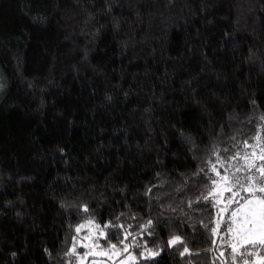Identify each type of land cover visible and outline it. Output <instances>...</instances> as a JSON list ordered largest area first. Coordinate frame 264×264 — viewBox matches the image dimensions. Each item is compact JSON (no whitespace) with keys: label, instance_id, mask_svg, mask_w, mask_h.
<instances>
[{"label":"trees","instance_id":"1","mask_svg":"<svg viewBox=\"0 0 264 264\" xmlns=\"http://www.w3.org/2000/svg\"><path fill=\"white\" fill-rule=\"evenodd\" d=\"M0 71V264H70L89 221L225 264L197 198L264 125V0H0Z\"/></svg>","mask_w":264,"mask_h":264},{"label":"snow or ice","instance_id":"2","mask_svg":"<svg viewBox=\"0 0 264 264\" xmlns=\"http://www.w3.org/2000/svg\"><path fill=\"white\" fill-rule=\"evenodd\" d=\"M261 119L264 120V117H261ZM254 139L259 141L260 137L257 136ZM244 143L246 147H252L247 141ZM225 151H227V149ZM213 154L216 155L217 162L220 164V169H223L224 175H221L220 169H217L215 164H212L211 171L219 177L220 181L224 182L225 186L222 191H217L215 186L219 181L210 178L211 190L207 195L198 197L197 199L207 201L215 199L217 195L223 196L224 192L230 193V195L226 197L227 204L225 205V209L232 208V211L228 217V222L225 224V235H219V224L210 229L211 234L218 237L223 243H227L234 254H239L241 257L257 256L258 261L255 262V264H264V255H261L259 252L249 251L250 248L264 249V148H261L260 155H257L256 152L253 151L250 154L253 159H250L249 154L247 153L243 156H241L240 153H236L235 156L229 158L230 160L241 159L244 161V164L241 167L235 169L236 173H247L243 178L235 175V173H229L228 168H225L224 166L225 162L221 160L220 154L218 152H214ZM229 167H233V165L229 164ZM200 171L203 172L204 169H201ZM206 187L210 186L206 185ZM241 192L247 193V195L242 196ZM84 211H88L87 205L84 206ZM89 223H93V221H89ZM152 224L153 222L149 220L143 225L145 231H147ZM83 227L84 225L77 226L76 232L79 233ZM96 227L100 228V225H96ZM115 227H123V225H114L111 221L103 225L104 229ZM204 227L208 228L209 225H204ZM131 235L132 233L125 232L123 238L119 239L117 243H111V241L108 240L107 234L101 230L99 235L94 239L98 240L103 237L108 241V250L102 253V255L108 256L109 252H115L120 255L128 253L127 259L135 261L138 257L131 255L129 252L130 245L125 243ZM225 236L230 237V240H226ZM73 239H75V237ZM231 241H235V243H232ZM212 243L215 244L216 241L213 240ZM182 244H184V241L179 235H173L168 240L169 246H178ZM118 245L122 247H118ZM96 246L99 247L98 244ZM132 246L136 248L142 247L139 243ZM80 247L89 248V251L81 254L77 251L76 245L73 244L66 255L78 258L81 264H83V261L87 259L89 255L96 254L87 244H81ZM211 250L212 249H208V251ZM159 254V251L145 248V251L140 253L139 259H154ZM185 254H190V250L186 245H184L183 251L180 252L181 256H184ZM221 255H223V253H221ZM233 259H235V255L233 256ZM243 264H249V260L244 259Z\"/></svg>","mask_w":264,"mask_h":264},{"label":"rangeland","instance_id":"3","mask_svg":"<svg viewBox=\"0 0 264 264\" xmlns=\"http://www.w3.org/2000/svg\"><path fill=\"white\" fill-rule=\"evenodd\" d=\"M3 75L0 71V91L3 88ZM259 136L260 139L257 141L254 139L255 137ZM248 144L252 145V147H246L241 154L243 156L245 153L249 154V158L253 159L251 157V153L253 151L256 152L257 155L261 154V148H264V125L260 128L257 135L255 136ZM259 163V162H258ZM229 164L233 165V167H229ZM229 164L226 166L228 168L229 173H235V175L240 176L243 178L247 173L240 172L236 173L235 169L241 167L244 164V161L241 159L231 160L229 161ZM218 186L217 191H222L224 188V182L220 181L218 177ZM230 193L224 192L223 196L217 195L215 197V201L217 203V212L221 215L219 218V225L221 232L219 231L221 236L225 235V224L228 222V217L230 216V213L232 211V208L225 209V205L227 204L226 197H228ZM242 196H246L247 193L241 192ZM234 207V206H233ZM84 227L79 232V235L76 240V247L77 251L81 254L84 252L89 251V248H82L80 247L81 244H87L90 246L91 250L96 253L95 255H89L87 259L83 261V264H136V260H130L127 259L128 253H124L123 255L117 254L115 252H109L108 256L102 255V253L106 252L108 248L103 247L102 238H99L98 240H95L94 238L99 235V232L103 229L97 228L95 224L86 222L83 223ZM222 227V228H221ZM104 231V230H103ZM226 240H230V237L225 236ZM232 243H235V241H231ZM223 243V242H222ZM99 245L97 247L96 245ZM225 245V248L228 249L227 252H225V248L221 251L223 253L222 259L224 260L225 264H243L244 259L249 260V264H255V262L258 261L257 256L252 257H241L239 254H234L231 251V248L229 246L226 247V243H223ZM239 247V246H238ZM249 251L253 252H259L261 255H264V249H257V248H250ZM131 253V252H130ZM132 256L133 253H131ZM235 255V259H233V256ZM111 257V258H109ZM70 264H81L80 260L76 257H71Z\"/></svg>","mask_w":264,"mask_h":264}]
</instances>
